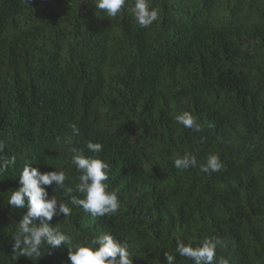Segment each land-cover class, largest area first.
I'll return each instance as SVG.
<instances>
[{
    "label": "trees",
    "instance_id": "16d2710c",
    "mask_svg": "<svg viewBox=\"0 0 264 264\" xmlns=\"http://www.w3.org/2000/svg\"><path fill=\"white\" fill-rule=\"evenodd\" d=\"M150 2L159 19L144 28L135 0L115 17L96 0H0V157H15L0 174V264H71L63 246L13 252L27 209L8 198L31 164L68 177L48 191L71 208L51 223L74 244L109 233L128 242L133 264H167L166 252L194 264L177 241L215 237L214 264H264V0ZM186 111L200 132L175 121ZM73 148L109 163L116 214L72 204L83 198ZM186 153L198 164L216 154L223 167L175 168Z\"/></svg>",
    "mask_w": 264,
    "mask_h": 264
},
{
    "label": "clouds",
    "instance_id": "9594fccd",
    "mask_svg": "<svg viewBox=\"0 0 264 264\" xmlns=\"http://www.w3.org/2000/svg\"><path fill=\"white\" fill-rule=\"evenodd\" d=\"M95 6L103 10L108 17H115L125 8L127 0H96ZM131 12L136 22L144 28L149 27L159 19V10L151 6L150 0H135L131 6ZM175 121L186 129L195 132L201 131L197 118L190 112H183L175 116ZM74 134L79 133L75 124L71 125ZM4 144L0 142V152L4 151ZM87 149L92 153H99L102 145L99 142L87 143ZM72 164L81 174L75 191L83 194V198L73 196L72 204L81 206L85 212L93 217H103L116 214L121 207L117 191H110L109 180L110 165L101 158L86 157L83 152L72 149ZM15 161V157H0V174L6 172ZM175 168L187 170L199 167L203 173H214L221 170L223 163L216 154H210L205 163L198 164L195 155L185 154L182 158L174 161ZM68 179L64 171L42 172L39 167L26 165L19 176L18 189L11 192L8 205L11 209H27L19 219L18 227L11 236L14 253L23 257H39L42 249L47 251L66 247L68 260L71 264H133V255L127 241L116 239L112 234L101 233L90 241L73 243L71 235L62 231L59 226L53 227L54 217H67L71 214L68 203L58 201L55 195L50 196L48 187L55 183V187H65ZM73 189L68 188L67 193ZM220 243L215 237L205 239L202 245L193 247L192 243L185 244L178 240L175 252L181 257L194 261V264H214L216 259V248ZM47 245V248H43ZM167 264H173L174 256L165 253ZM216 264H229L228 259L221 258Z\"/></svg>",
    "mask_w": 264,
    "mask_h": 264
}]
</instances>
